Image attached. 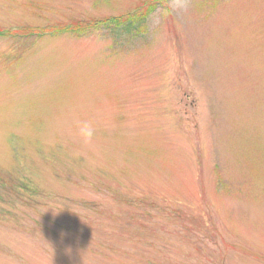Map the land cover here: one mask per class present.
Segmentation results:
<instances>
[{
  "label": "rangeland",
  "instance_id": "obj_1",
  "mask_svg": "<svg viewBox=\"0 0 264 264\" xmlns=\"http://www.w3.org/2000/svg\"><path fill=\"white\" fill-rule=\"evenodd\" d=\"M0 264H264V0H0Z\"/></svg>",
  "mask_w": 264,
  "mask_h": 264
},
{
  "label": "trees",
  "instance_id": "obj_2",
  "mask_svg": "<svg viewBox=\"0 0 264 264\" xmlns=\"http://www.w3.org/2000/svg\"><path fill=\"white\" fill-rule=\"evenodd\" d=\"M157 6L156 4H150L148 7H146L143 10L137 11L136 13L132 15L127 16H121L118 18L113 19H107L105 21H102L104 25V28L109 29L113 28L117 32L123 31L127 34H133L135 32H142L145 24L147 23L150 16L156 11ZM99 24H82L78 23L74 26L66 27V29H62L59 33L60 34H70L72 36H75L77 38L84 37L89 34V32L97 30ZM47 33V31H45ZM52 35H55L54 31H49ZM7 33L4 32V35ZM20 36H28L30 38V34H28L26 31H20L18 33ZM41 33H37V37L41 36L39 35ZM58 35V33H57Z\"/></svg>",
  "mask_w": 264,
  "mask_h": 264
},
{
  "label": "clouds",
  "instance_id": "obj_3",
  "mask_svg": "<svg viewBox=\"0 0 264 264\" xmlns=\"http://www.w3.org/2000/svg\"><path fill=\"white\" fill-rule=\"evenodd\" d=\"M95 134L93 124L89 121L82 122L79 127L78 135L83 139L85 143L92 141Z\"/></svg>",
  "mask_w": 264,
  "mask_h": 264
}]
</instances>
